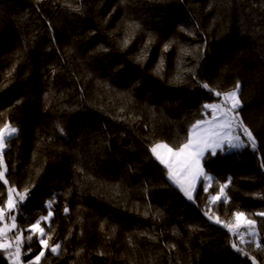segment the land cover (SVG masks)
Returning <instances> with one entry per match:
<instances>
[{"label": "trees", "instance_id": "trees-1", "mask_svg": "<svg viewBox=\"0 0 264 264\" xmlns=\"http://www.w3.org/2000/svg\"><path fill=\"white\" fill-rule=\"evenodd\" d=\"M237 81L255 146L207 151L214 179L189 199L151 148L181 147ZM5 125L18 132L0 208L24 264L43 250L28 229L49 211L41 227L61 252L40 264H264V0H0ZM8 189L27 193L11 212ZM237 212L255 235L225 226Z\"/></svg>", "mask_w": 264, "mask_h": 264}, {"label": "snow or ice", "instance_id": "snow-or-ice-1", "mask_svg": "<svg viewBox=\"0 0 264 264\" xmlns=\"http://www.w3.org/2000/svg\"><path fill=\"white\" fill-rule=\"evenodd\" d=\"M78 10V9H77ZM167 48V45L165 46ZM204 88H209V85L204 84ZM211 90V89H210ZM214 95L220 97L222 103L216 104H205L203 107L207 110H210L212 113V121L198 122L194 128H200L204 123H214L218 121H223V123L219 124L218 130L212 134V137H201L194 138L185 143L182 147H179L177 150H173V148L168 147L166 144H157L151 148V152L160 160V162L168 167L170 170V178L176 181L181 185L185 194L189 199H192V192L194 190V183L198 177H204L205 180L211 182L214 177L210 175H206L203 168L200 166V159L203 157L205 151L211 150L212 154H215L216 149L223 148L225 144L229 147H238L243 144V140H241V136L246 137L248 141L255 146V138L252 134V131L243 124L239 116L238 109L241 107L240 100V84L239 81L234 85L231 91L226 93L214 92ZM21 101H17L20 103ZM219 112L220 116H217L216 113ZM235 130V132H234ZM61 131H63L61 129ZM18 132V129L15 127H10L9 125H5V128L0 131V165H3V153L7 147V143L11 142V139L15 138V134ZM7 133V136L5 135ZM166 149V154L162 155L159 149ZM174 164H179L183 170L184 180L179 179V173L174 168ZM185 180H187V184L185 185ZM0 181H3V184L7 185L8 181L5 179V172L0 171ZM210 186V183H209ZM227 184L221 185L219 188V193L217 195H213L211 197L212 201H219L221 198L227 199L225 194V188ZM207 190V188H205ZM15 189H8V198L6 201V208L11 212L17 207V199L19 201H23L27 193L18 194L17 197L13 198V193ZM52 201H49L50 205ZM64 211L67 213L69 209L65 207ZM254 215L264 216V212L256 213ZM5 209L0 208V221L4 219ZM52 216V212L49 211L47 216L40 217L35 223H33L28 229V231L32 235H37L38 242L43 246V250L39 252V254L34 258L32 264H40V260L45 255V250L50 251L53 254H59L61 252V244L55 243L54 245L49 244V240L51 236L47 235L45 232V228L41 227L42 222H47ZM11 220L13 221L11 224L12 229H17V225L15 224V216H11ZM216 222L220 223L219 218H216ZM256 221L253 219H248L243 212H237L235 214V222L232 224L225 225L226 227L238 231L242 225L246 226V229H252L255 227ZM9 229H5L7 231ZM21 230L17 229V234L15 235V246L11 243H3L0 244V248L4 249H12V255L15 258V264H20L21 257V238L20 233ZM50 231V229H49ZM32 235L27 237L28 241H31ZM255 235V233H253ZM243 239V236H241ZM30 247V246H29ZM173 248L175 245L172 246ZM256 247H260L259 244H256ZM233 248H237V245L234 243ZM239 250V249H238Z\"/></svg>", "mask_w": 264, "mask_h": 264}, {"label": "rangeland", "instance_id": "rangeland-1", "mask_svg": "<svg viewBox=\"0 0 264 264\" xmlns=\"http://www.w3.org/2000/svg\"><path fill=\"white\" fill-rule=\"evenodd\" d=\"M216 104H220V102H219V103H216ZM216 115H217V116H220V113L217 112ZM209 119H210V121H212V115H211V117H210ZM209 119H206V120L209 121ZM201 122H205V121H201ZM221 123H223L222 120H221V121H218V122H214V123H204V124L201 125L200 128H194V127H192V129H191V131H190V136H189L188 141L194 138V133H195V138H201V137H212V134L218 130V126H219V124H221ZM196 125H197V124H196ZM5 135L7 136V133H5ZM245 138H246V137H245ZM188 141H187V142H188ZM247 141H248V140H247ZM187 142H185V143H187ZM185 143H184V144H185ZM160 144H166V145H168V147L173 148L172 146H170V145L167 144V143H160ZM184 144H183V145H184ZM183 145H182V146H183ZM182 146H181V147H182ZM177 149H178V148H173V150H177ZM159 151H160V153H161L162 155L166 154V149H163V148H162V149H159ZM207 151H209V150H207ZM207 151H205V153H206ZM205 153H204V155H205ZM204 155H203V157H204ZM203 157H201V159H200V166L203 168V170H204V172H205V174H206V171H205L204 166H203ZM174 168H175V169L177 170V172L179 173L178 178L184 180L183 170H182L181 166H180L179 164H174ZM206 175H207V174H206ZM169 177H170V170H169ZM202 178H203V177H198V178L195 180V183H199V181H200ZM172 180H173V179H172ZM204 182H205V180H204ZM195 183H194V186H195ZM186 184H187V180H185V185H186ZM179 185H180V184H179ZM180 186H181V185H180ZM192 193H193V192H192ZM6 217H7V216H6V212H5L4 219H3L2 221H0V222H2V223L0 224V239H1L0 244H3V243H11L13 246H15V237H14V236L12 235V233H11V229H12V228H11V225H10V223H9V221H8V219H7ZM5 229H9V230L4 231ZM249 233H251V234L255 233V229H254V228L249 229ZM242 236H243V237L247 236V232L242 231ZM9 251H10V254H11V261H12V264H15V258H14V256L12 255V249H9ZM20 264H24V263H23V260H22V257H20Z\"/></svg>", "mask_w": 264, "mask_h": 264}, {"label": "crops", "instance_id": "crops-1", "mask_svg": "<svg viewBox=\"0 0 264 264\" xmlns=\"http://www.w3.org/2000/svg\"><path fill=\"white\" fill-rule=\"evenodd\" d=\"M221 103V102H220ZM204 121H208V120H204ZM209 121H210V119H209ZM234 132H235V130H234ZM241 140H243L244 142L243 143H245L246 141H247V138H245V137H243V136H241ZM224 146H227V144H225ZM227 147H229V146H227ZM230 149L231 148H236V147H229ZM217 150V149H216ZM173 182L174 183H176L179 187H181L176 181H174L173 180ZM197 185H198V183H195V186H194V190H193V193H192V196H193V194H194V192H195V190H196V188H197ZM182 188V187H181ZM183 189V188H182ZM0 241H1V239H0Z\"/></svg>", "mask_w": 264, "mask_h": 264}]
</instances>
